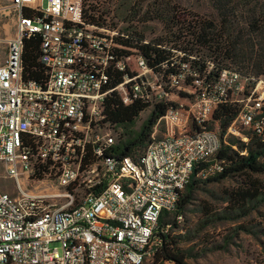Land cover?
<instances>
[{
	"label": "built area",
	"instance_id": "obj_1",
	"mask_svg": "<svg viewBox=\"0 0 264 264\" xmlns=\"http://www.w3.org/2000/svg\"><path fill=\"white\" fill-rule=\"evenodd\" d=\"M107 1L0 0V177L16 188L0 191V264H143L196 164L222 147L210 128L217 110L238 109L227 134L264 141V76L141 41L169 53L157 63L122 44L141 28L111 24ZM36 34L44 84L24 79L25 40ZM116 72L123 79L113 87ZM180 90L185 100H173ZM114 93L125 106H169L137 158L112 153L120 132L105 122V103ZM223 171L216 161L205 174ZM52 181L65 193L50 192Z\"/></svg>",
	"mask_w": 264,
	"mask_h": 264
},
{
	"label": "trees",
	"instance_id": "obj_2",
	"mask_svg": "<svg viewBox=\"0 0 264 264\" xmlns=\"http://www.w3.org/2000/svg\"><path fill=\"white\" fill-rule=\"evenodd\" d=\"M214 1L218 11V20L202 21L194 17L192 26L180 27L178 33L183 36L176 35V39L181 40L184 37L183 43L187 45L181 49L208 57L214 60L220 68L236 70L244 77L264 76V0ZM143 3L144 0H134L130 11L136 13L138 11L136 8L142 7ZM97 9L96 6H91V11H101ZM165 10L149 8L146 17L154 14L156 17L153 19L160 17L168 26L178 28L181 22L179 18L174 15L170 16L166 8ZM135 13L131 19L135 17ZM91 22L95 23L96 20L91 18ZM136 23L141 28L139 25H143L145 19L140 18ZM185 29L187 32L184 31ZM134 34L138 36L137 39L122 41V44L126 47L140 48L147 57L153 59L154 56L157 63L167 60L169 57L167 51L154 48L152 45H141V41L146 39L142 31L140 33L136 31ZM41 44L42 39L39 34L25 40L23 54L25 81L44 84L47 80L46 70L39 61ZM188 45L193 48H188ZM114 76L113 87L122 81L123 73L116 72ZM146 108H148L147 104L141 102L125 106L115 93L107 99L105 122L121 131L112 148V153L117 157L134 158L137 153L143 154L151 141L154 126L166 114L169 106L156 105L149 118L137 130V120ZM237 114L238 109L233 106H222L217 110L214 119L221 123L223 133L226 132ZM234 146L237 150L233 148ZM244 151L246 154L241 155ZM216 161L224 164L223 172L204 180L197 178L205 174L210 165ZM239 175L246 177L249 183L245 188L227 192L226 202L230 205L228 208L232 210L231 214L235 212L240 217L251 211L252 208L248 205L256 206L264 202V188L258 180L253 179V176L264 175V141L257 136H250L247 144L233 138L229 145L223 143L218 153L208 162L196 164L191 180L180 193L175 209L163 213L159 220L152 239V242L157 241L151 248L153 264H188L190 251L184 248L181 237L175 235L174 231L183 221V214L191 204L195 191L202 185L221 183Z\"/></svg>",
	"mask_w": 264,
	"mask_h": 264
},
{
	"label": "rangeland",
	"instance_id": "obj_3",
	"mask_svg": "<svg viewBox=\"0 0 264 264\" xmlns=\"http://www.w3.org/2000/svg\"><path fill=\"white\" fill-rule=\"evenodd\" d=\"M107 2L102 4L101 10L109 11L107 15L111 24L120 25L122 28L135 27V25L138 26L135 22L143 18L145 23L139 26L146 40L161 44L170 50L179 51L187 46L183 43L185 38L178 40L176 35L183 36L178 33V29L183 26H192L194 17L202 21L218 20L214 0H144L142 7L136 8L138 9L136 13L130 11L134 0H108ZM149 8L152 10H165L166 8L170 16H177L181 21L178 28L168 26L160 17L153 19L156 17L154 14L146 17ZM134 13L135 17L131 19ZM184 31L187 32V29ZM188 48L191 49L193 46L188 45ZM175 94L173 98L175 101L180 102L186 98V93L181 90ZM152 109L148 107L140 114L137 120V130L149 118ZM110 128L114 129L111 126ZM159 128L157 137L161 138L164 131L163 127ZM210 128L220 133L225 145H229L233 138L239 139L237 136L223 133L219 121L212 122ZM114 130L121 132L116 128ZM241 133L248 138L252 136L247 130L241 129ZM235 148L237 149L236 146ZM141 154L137 153L134 158ZM1 173L0 168V175ZM211 176L202 174L197 178L204 180ZM41 178L43 175L38 179ZM253 179L258 180L264 188V175L253 176ZM247 183L249 180L239 175L221 183L202 185L195 191L191 204L183 214V221L174 231L175 235L181 237L184 248L190 251L188 264H264V202L256 206L248 205L252 208L251 211L240 217L235 212L231 214L232 210L228 208L230 205L226 202L227 192L245 188ZM31 184L33 182H27L28 189ZM45 184L50 186V192L65 193V189L58 187L54 181ZM0 191L16 195L14 181L1 176ZM63 201L64 199H59V202ZM154 243L156 244L157 241L155 240L148 246L146 260L143 264H153L151 248L155 246Z\"/></svg>",
	"mask_w": 264,
	"mask_h": 264
}]
</instances>
